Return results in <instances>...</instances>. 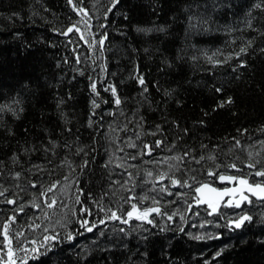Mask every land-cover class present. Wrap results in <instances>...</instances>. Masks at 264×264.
I'll list each match as a JSON object with an SVG mask.
<instances>
[{"label":"trees","instance_id":"obj_1","mask_svg":"<svg viewBox=\"0 0 264 264\" xmlns=\"http://www.w3.org/2000/svg\"><path fill=\"white\" fill-rule=\"evenodd\" d=\"M260 171L264 0H0V264H264V199L193 204Z\"/></svg>","mask_w":264,"mask_h":264},{"label":"water","instance_id":"obj_2","mask_svg":"<svg viewBox=\"0 0 264 264\" xmlns=\"http://www.w3.org/2000/svg\"><path fill=\"white\" fill-rule=\"evenodd\" d=\"M225 177L224 180H221L220 177ZM227 177H235L233 174L229 173H219L216 177V183L212 182H202L198 184L195 187V196L196 200H194L193 204L194 205H205L209 204L207 201L211 199L212 204H221L223 203L226 206H233L235 208H240L246 201H248L250 198H253L255 200H262L264 198V193L257 191V194H253L252 191L249 190L248 185H256L259 184L262 187H264V183L262 182H252L248 181V185H242L240 183V180H229ZM208 185L210 188L217 189L218 192H222L224 189H229L230 193L228 195H224L222 198L218 197L216 193H209L207 189L203 190V194L198 193L196 191L197 188H200L202 185ZM203 195V199H202ZM246 197V199H241V197ZM237 202L239 203V206L237 205ZM152 208H158L161 211V207L158 205H152V206H147L145 209H152ZM159 211V212H160ZM159 212H151L152 213H159Z\"/></svg>","mask_w":264,"mask_h":264},{"label":"snow or ice","instance_id":"obj_3","mask_svg":"<svg viewBox=\"0 0 264 264\" xmlns=\"http://www.w3.org/2000/svg\"><path fill=\"white\" fill-rule=\"evenodd\" d=\"M69 2L71 3V0H69ZM256 6H257V7H260L261 5L258 4V5H256ZM81 11H82V10H81ZM68 31L70 32V31H72V29L70 28ZM100 43L102 44L103 41L101 40ZM244 51H245V49H244V48H241L240 52L243 53ZM140 83H141V84L144 83V81H143L142 78L140 79ZM92 90L95 92V90H96V86H95V84L92 85ZM145 90H146V89H145ZM112 92H113V95H115V93H116L115 88H112ZM229 102H231V101H229ZM116 103H117V104L120 103L119 99L116 100ZM93 107H98V105H96L95 101H93ZM210 159H211V157H210ZM231 167H235V165H232ZM249 167H253V165H249ZM209 175H212V173H209ZM256 175L264 176V171L257 172ZM220 179H221V180H224L225 177L222 176V177H220ZM227 179H229V180H234V179H236V177H227ZM175 183H176V181L174 180V181H173V184H175ZM240 183H241L242 185H248V182H247L246 180H240ZM248 188H249L250 191L253 192L254 195L257 194V191H256V190H259V192L264 193V187H262V186L259 185V184H256V185H248ZM204 189H207L209 193H216L217 196H218V197H221V198H222L224 195H228V194L230 193V190H229V189H224L222 192H218L217 189L210 188V187H209L208 185H206V184H205V185H202L200 188H197L196 191H197L198 193L203 194V190H204ZM49 190H51V189H49ZM2 194H3V193H0V195H2ZM262 198H264V197H262ZM202 199H203V195H202ZM241 199H246V197H243V196H242ZM207 202L209 203V206H210V207H213V204H212L211 199H209ZM8 203H13V201L9 200ZM236 206H239V203H238V202H237V205H236ZM132 209H133L132 211H129V212L127 213L129 219H132V218H133V215H134V213H135L136 210H137V206H136L135 204H133V205H132ZM159 211H160V210H159L158 208L145 209L142 213H140L139 215H136V218H137V219H147L148 215H149L151 212H159ZM112 217L118 219V217L116 216V213H115V212L112 213ZM248 219H250V217H247V216L242 217V218L236 223V227H240L241 224H242L244 221L248 220ZM123 222H124V223H127L126 220L123 221ZM149 222H151V221H149ZM88 230L91 231V228H89ZM4 236H5V239H7V225H5ZM46 239H48V238L46 237ZM33 251H36V249H33ZM10 259H11V257H10Z\"/></svg>","mask_w":264,"mask_h":264},{"label":"rangeland","instance_id":"obj_4","mask_svg":"<svg viewBox=\"0 0 264 264\" xmlns=\"http://www.w3.org/2000/svg\"><path fill=\"white\" fill-rule=\"evenodd\" d=\"M175 184H177V182H176ZM133 204H135V205L137 206V210H136V212L134 213L133 216L139 215L140 213H142V212L145 210V207H139L136 203H133ZM207 205H209V204H207ZM146 207H147V206H146ZM132 210H133V209L131 208L130 211H132ZM237 215H238V212H233V213H231V215L229 216L230 218L233 219V221H234L235 224L241 219V218H238L239 215H238V216H237ZM199 224H201V222H200Z\"/></svg>","mask_w":264,"mask_h":264},{"label":"flooded vegetation","instance_id":"obj_5","mask_svg":"<svg viewBox=\"0 0 264 264\" xmlns=\"http://www.w3.org/2000/svg\"><path fill=\"white\" fill-rule=\"evenodd\" d=\"M235 180H238V179H235ZM221 204H223V203H221ZM224 205V204H223ZM233 207V206H232Z\"/></svg>","mask_w":264,"mask_h":264}]
</instances>
